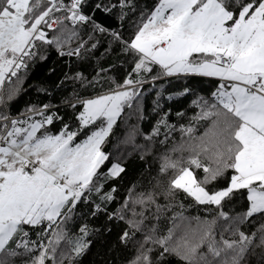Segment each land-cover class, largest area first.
I'll return each mask as SVG.
<instances>
[{
    "label": "snow or ice",
    "instance_id": "6c2138e0",
    "mask_svg": "<svg viewBox=\"0 0 264 264\" xmlns=\"http://www.w3.org/2000/svg\"><path fill=\"white\" fill-rule=\"evenodd\" d=\"M0 264H264V0H0Z\"/></svg>",
    "mask_w": 264,
    "mask_h": 264
},
{
    "label": "trees",
    "instance_id": "16d2710c",
    "mask_svg": "<svg viewBox=\"0 0 264 264\" xmlns=\"http://www.w3.org/2000/svg\"><path fill=\"white\" fill-rule=\"evenodd\" d=\"M149 103H151L150 101H149ZM191 113H189V115H190ZM173 119H175V116H173Z\"/></svg>",
    "mask_w": 264,
    "mask_h": 264
}]
</instances>
